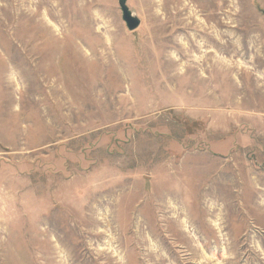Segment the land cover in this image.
Segmentation results:
<instances>
[{"label":"rangeland","instance_id":"374dc122","mask_svg":"<svg viewBox=\"0 0 264 264\" xmlns=\"http://www.w3.org/2000/svg\"><path fill=\"white\" fill-rule=\"evenodd\" d=\"M120 2L0 0V264H264V0Z\"/></svg>","mask_w":264,"mask_h":264},{"label":"water","instance_id":"95a60500","mask_svg":"<svg viewBox=\"0 0 264 264\" xmlns=\"http://www.w3.org/2000/svg\"><path fill=\"white\" fill-rule=\"evenodd\" d=\"M123 1L121 0L119 3L122 12V20L125 23L127 30L133 31L139 27V21L127 10Z\"/></svg>","mask_w":264,"mask_h":264}]
</instances>
